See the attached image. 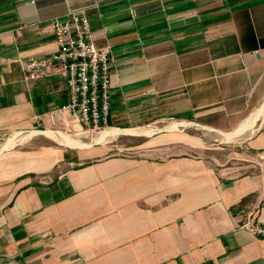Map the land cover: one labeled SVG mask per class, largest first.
I'll return each instance as SVG.
<instances>
[{"label":"crops","instance_id":"1","mask_svg":"<svg viewBox=\"0 0 264 264\" xmlns=\"http://www.w3.org/2000/svg\"><path fill=\"white\" fill-rule=\"evenodd\" d=\"M77 7L112 60V129L90 143L50 115L65 80L21 69ZM132 129L139 143L113 142ZM10 134L24 142L0 146V264H264V239L239 227L264 221V0H0Z\"/></svg>","mask_w":264,"mask_h":264},{"label":"built area","instance_id":"2","mask_svg":"<svg viewBox=\"0 0 264 264\" xmlns=\"http://www.w3.org/2000/svg\"><path fill=\"white\" fill-rule=\"evenodd\" d=\"M86 9L69 8L63 19L52 18L56 50L48 58H29L21 69L26 81L52 73L60 75L65 80L67 99L50 112L52 118L67 113L87 129L98 130L109 122L112 60L109 46L95 44ZM239 227L254 238L264 239V221L257 216L248 215Z\"/></svg>","mask_w":264,"mask_h":264},{"label":"rangeland","instance_id":"3","mask_svg":"<svg viewBox=\"0 0 264 264\" xmlns=\"http://www.w3.org/2000/svg\"><path fill=\"white\" fill-rule=\"evenodd\" d=\"M111 129L112 128H109V126H104L98 130H90V129H87L86 127L83 126L82 127V130H83L82 140H83V142H87V143H90V142L95 141V140L97 142V140L99 141V135L98 134H99V132H101V130H103L105 132V131L111 130ZM138 131H139V129L120 130V133L112 135L111 138H112L114 143L117 142L119 145H122L123 147H125V146L129 147L132 145H136L137 143H139L144 138L143 135L138 134V133H134V132H138ZM24 134H21L18 137H20ZM12 136H13L12 134L0 136V146L5 142L8 143L10 140H16V141L11 142L12 145L10 143L11 147L21 145L24 142V141H17V139L12 138ZM44 136L45 135L37 136L35 142H37L38 145H40V146H42V145L45 146L47 144L50 146L56 145L55 137L54 138L53 137H47L48 139L46 140ZM70 137L73 139H76L75 136H73V135H71ZM7 139H9V140H7ZM104 142H107V141H104ZM128 151H130V149L129 150L128 149L119 150L120 153L121 152L126 153Z\"/></svg>","mask_w":264,"mask_h":264},{"label":"bare ground","instance_id":"4","mask_svg":"<svg viewBox=\"0 0 264 264\" xmlns=\"http://www.w3.org/2000/svg\"><path fill=\"white\" fill-rule=\"evenodd\" d=\"M34 134V133H33ZM32 135V134H31ZM13 140H10L4 147L8 146ZM12 144V143H11ZM7 149V148H6Z\"/></svg>","mask_w":264,"mask_h":264}]
</instances>
